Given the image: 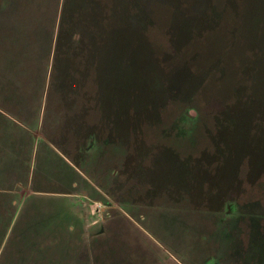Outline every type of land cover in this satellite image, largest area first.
Segmentation results:
<instances>
[{
    "label": "rangeland",
    "instance_id": "obj_1",
    "mask_svg": "<svg viewBox=\"0 0 264 264\" xmlns=\"http://www.w3.org/2000/svg\"><path fill=\"white\" fill-rule=\"evenodd\" d=\"M0 264H264V0H0Z\"/></svg>",
    "mask_w": 264,
    "mask_h": 264
},
{
    "label": "crops",
    "instance_id": "obj_2",
    "mask_svg": "<svg viewBox=\"0 0 264 264\" xmlns=\"http://www.w3.org/2000/svg\"><path fill=\"white\" fill-rule=\"evenodd\" d=\"M61 195H64V194H61ZM70 197H72V195H71ZM88 219H89V221H88V223L86 224V225H87V227H86V231H87L88 233H91V232H94V231L97 229L96 226H95V225H96V223H95L96 220H94V219H98V218H97V217H92V216H90ZM91 228H94V229L92 230ZM34 235H35V234H34ZM30 239H31V238H30ZM39 239H40V238L38 237L37 242H38ZM58 239H59V237L56 236L54 242H57V243L60 244L61 241H59ZM40 240H41V239H40ZM58 241H59V242H58ZM45 242H46V239H44L43 241L41 240V246H40L41 249L43 248ZM61 245H62V244H61ZM36 249H37V247H36Z\"/></svg>",
    "mask_w": 264,
    "mask_h": 264
}]
</instances>
